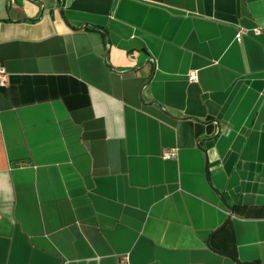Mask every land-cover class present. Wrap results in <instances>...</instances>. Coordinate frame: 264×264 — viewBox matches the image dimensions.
Here are the masks:
<instances>
[{
    "label": "crops",
    "instance_id": "0c3cea01",
    "mask_svg": "<svg viewBox=\"0 0 264 264\" xmlns=\"http://www.w3.org/2000/svg\"><path fill=\"white\" fill-rule=\"evenodd\" d=\"M8 7L0 264H264V0Z\"/></svg>",
    "mask_w": 264,
    "mask_h": 264
},
{
    "label": "built area",
    "instance_id": "2783aa9c",
    "mask_svg": "<svg viewBox=\"0 0 264 264\" xmlns=\"http://www.w3.org/2000/svg\"><path fill=\"white\" fill-rule=\"evenodd\" d=\"M257 32V31H256ZM242 31H239L236 33L235 35V39L237 41H240L241 40V37H242ZM196 77V74H195V71H190L189 72V80H194ZM7 82V74H6V71L0 66V85H5ZM163 157L166 158V159H170V158H173L175 156V152L173 150H164L163 152Z\"/></svg>",
    "mask_w": 264,
    "mask_h": 264
},
{
    "label": "water",
    "instance_id": "95a60500",
    "mask_svg": "<svg viewBox=\"0 0 264 264\" xmlns=\"http://www.w3.org/2000/svg\"><path fill=\"white\" fill-rule=\"evenodd\" d=\"M30 1H32V0H30ZM8 2H9V7H8V9H10V0H8ZM41 11H40V15L38 16V19L39 18H41V16H42V14H43V7L41 6V9H40ZM37 19V18H36ZM36 19H29V20H36ZM22 20V19H21ZM84 26V25H83ZM83 26H81V27H79V28H82ZM79 28H77V29H79ZM147 59L145 60V62H144V64H146L147 63ZM144 66V65H143ZM223 202L225 203V205H226V207L229 209V211H230V215L232 214V208H231V206L230 205H228L227 204V202L225 201V200H223ZM226 222V221H225ZM225 222L224 223H222L217 229H215L210 235H209V237H208V239H207V243L209 244V241H210V239H211V237L214 235V234H216L217 232H219L221 229H222V227L225 225ZM220 253H222V254H226V253H224V252H222V251H219ZM230 256V255H229ZM232 257V256H231ZM232 258H234V257H232ZM238 262V264H242L241 262H239V261H237Z\"/></svg>",
    "mask_w": 264,
    "mask_h": 264
}]
</instances>
